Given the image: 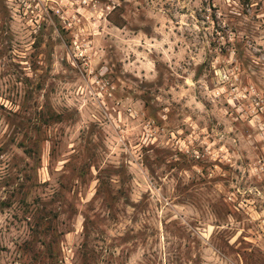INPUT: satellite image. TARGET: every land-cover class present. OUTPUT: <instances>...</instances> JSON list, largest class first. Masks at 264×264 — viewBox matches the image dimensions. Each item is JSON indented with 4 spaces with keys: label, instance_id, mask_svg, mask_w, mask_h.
Returning <instances> with one entry per match:
<instances>
[{
    "label": "rangeland",
    "instance_id": "rangeland-1",
    "mask_svg": "<svg viewBox=\"0 0 264 264\" xmlns=\"http://www.w3.org/2000/svg\"><path fill=\"white\" fill-rule=\"evenodd\" d=\"M0 264H264V0H0Z\"/></svg>",
    "mask_w": 264,
    "mask_h": 264
}]
</instances>
